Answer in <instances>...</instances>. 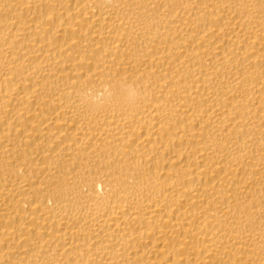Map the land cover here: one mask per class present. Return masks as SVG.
Returning a JSON list of instances; mask_svg holds the SVG:
<instances>
[{"label": "bare ground", "instance_id": "bare-ground-1", "mask_svg": "<svg viewBox=\"0 0 264 264\" xmlns=\"http://www.w3.org/2000/svg\"><path fill=\"white\" fill-rule=\"evenodd\" d=\"M0 264H264V0H0Z\"/></svg>", "mask_w": 264, "mask_h": 264}]
</instances>
